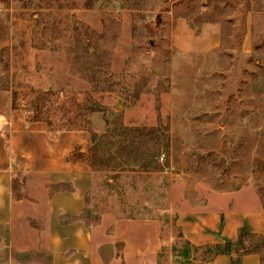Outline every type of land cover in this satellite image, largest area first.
<instances>
[{
    "label": "rangeland",
    "instance_id": "rangeland-1",
    "mask_svg": "<svg viewBox=\"0 0 264 264\" xmlns=\"http://www.w3.org/2000/svg\"><path fill=\"white\" fill-rule=\"evenodd\" d=\"M48 146L90 164L83 219L112 232L113 264L130 225L151 264L262 251L246 215L264 217V0H0L13 197L21 155ZM8 241L1 227L0 255Z\"/></svg>",
    "mask_w": 264,
    "mask_h": 264
},
{
    "label": "crops",
    "instance_id": "crops-1",
    "mask_svg": "<svg viewBox=\"0 0 264 264\" xmlns=\"http://www.w3.org/2000/svg\"><path fill=\"white\" fill-rule=\"evenodd\" d=\"M203 30L197 39L214 45L220 33L217 23ZM61 150L71 151L69 147L68 151L61 147L54 151L48 146L40 157L29 151L21 155L25 160L16 171L20 175L18 197H13L12 177L0 179V228H6L9 236L7 255H0V264H113L119 258L110 242L112 232L103 226L87 225L83 219L86 196L93 184L90 164L85 157L63 158ZM246 216L252 219V233L264 242L262 214ZM147 227L145 223L134 230L143 237L149 234ZM122 232L126 233L124 264H151L146 247L149 238L134 240L132 225ZM29 256L37 259L26 260ZM202 264H264V248L238 255L218 253Z\"/></svg>",
    "mask_w": 264,
    "mask_h": 264
},
{
    "label": "trees",
    "instance_id": "trees-1",
    "mask_svg": "<svg viewBox=\"0 0 264 264\" xmlns=\"http://www.w3.org/2000/svg\"><path fill=\"white\" fill-rule=\"evenodd\" d=\"M154 157H155V156H153V158H152L151 161H153V162H152L153 164H156V162L154 161ZM151 168L156 169V168H157V165H155V167H154V166H151V165H150V166H144V168H142V169H145V170H146V169H151ZM122 171H125V170H121V171H120V170H115V172H118V173H119V172H122ZM155 171H157V170H155ZM263 245H264V243H263ZM251 252H252V251H251ZM253 252H254V251H253Z\"/></svg>",
    "mask_w": 264,
    "mask_h": 264
}]
</instances>
